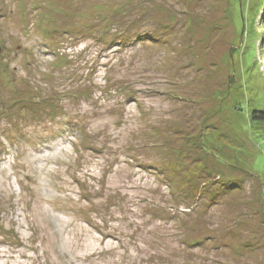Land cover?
I'll return each mask as SVG.
<instances>
[{"label":"rangeland","instance_id":"rangeland-1","mask_svg":"<svg viewBox=\"0 0 264 264\" xmlns=\"http://www.w3.org/2000/svg\"><path fill=\"white\" fill-rule=\"evenodd\" d=\"M0 43V264H264V0H0Z\"/></svg>","mask_w":264,"mask_h":264},{"label":"trees","instance_id":"trees-1","mask_svg":"<svg viewBox=\"0 0 264 264\" xmlns=\"http://www.w3.org/2000/svg\"><path fill=\"white\" fill-rule=\"evenodd\" d=\"M1 44V43H0ZM2 46V45H1ZM2 53V52H1ZM1 55V54H0ZM248 122H247V128H250V131L249 130H244L243 132H235L234 133V141L237 143V144H245L246 142V139H247V135L248 134V131L250 133H252L251 135H253L254 133H259L261 136H264V109H260V108H257V109H254L251 114L249 113L248 115ZM174 121V120H173ZM175 124V126L177 127V122H173ZM203 125H205V123H203ZM180 126V124H179ZM247 131V133H246ZM202 133V132H201ZM226 136L228 138H230L227 133H225ZM205 133H203V136L201 138V141L199 142L200 143V148L202 150H205V154L204 156L200 159L202 160L203 162H206L207 159L209 161H207L208 163H212L213 162V156L216 155V153H214L213 151H217L213 146H204L205 145V141L203 139ZM210 154V155H209ZM206 157V158H205ZM202 162V163H203ZM207 163V165L209 166V164ZM169 164H171V167L172 169H175L178 170V175L181 176V178H185V180L189 179L192 175L190 174H187V171H185L184 169H181L179 166L180 165H176L174 162L170 161ZM185 171V172H183ZM207 172L208 175H211L213 177V179H215V176H213V173H215L213 170H211V168L209 169V171L207 170H204ZM174 177V176H173ZM199 178H202L201 176H198ZM251 177H254L253 174L251 172H246L244 173V175H242L239 179H237L238 181H236L235 179L230 183V182H223L222 178H220L217 174V181L216 183L218 184L217 185V188H214L215 189V193H218L217 196H220V198H222V195L221 194H224V192L230 188V189H233V190H240L242 188H245L249 182V179ZM184 180V179H183ZM256 182L259 184V188L262 192H260V198L258 199L257 198V201L259 202V208H261L263 210V214H264V199H262L263 197V190H262V187H261V184L260 182L257 181V179L255 178ZM226 184H230V185H226ZM216 186V185H215ZM229 186V187H228ZM244 186V187H243ZM206 187V186H205ZM203 187V188H205ZM202 188V189H203ZM227 192V191H226ZM225 192V193H226ZM214 193V194H215ZM257 194H258V191H257ZM256 197V196H255ZM251 208V207H250ZM256 218L254 217V215H248L247 214V218Z\"/></svg>","mask_w":264,"mask_h":264},{"label":"water","instance_id":"water-1","mask_svg":"<svg viewBox=\"0 0 264 264\" xmlns=\"http://www.w3.org/2000/svg\"><path fill=\"white\" fill-rule=\"evenodd\" d=\"M1 52H2V46H1V44H0V54H1Z\"/></svg>","mask_w":264,"mask_h":264}]
</instances>
